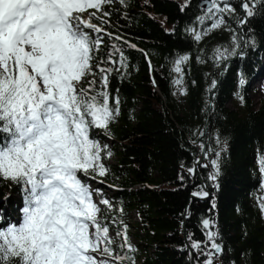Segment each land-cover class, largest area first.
I'll list each match as a JSON object with an SVG mask.
<instances>
[{"label":"trees","instance_id":"trees-1","mask_svg":"<svg viewBox=\"0 0 264 264\" xmlns=\"http://www.w3.org/2000/svg\"><path fill=\"white\" fill-rule=\"evenodd\" d=\"M198 1L116 0L104 5L109 16L97 13L106 23L90 20L104 29L98 58L106 57L113 43L127 58L123 75L114 71L109 79L111 97L120 100L119 115L107 130H90V137L111 153L102 159L107 174L95 179L80 174L88 185L110 192H101L112 208L106 211L100 204V216L109 226L111 247L125 256L123 264H204L206 257L191 249L188 239L191 234L192 240L206 241L204 219L214 222L211 230L221 247L213 253V264H264V199L257 196L264 193V103L253 109L248 98L251 82L264 73V4L251 0L255 15L241 27L243 0H226L236 11L207 20L204 27L221 16L224 24L197 43L186 29L201 28ZM93 11L82 17L89 19ZM234 37L241 44L237 55L217 64L214 50H231ZM250 39L255 40L252 46L246 44ZM179 55L189 60L176 86L171 68ZM231 101L234 109L228 106ZM216 152L219 175L212 181L208 177L214 170L197 162L203 158L208 164L206 157L216 159ZM201 189L209 196H192ZM23 206L21 186L0 179V226L9 218L17 222ZM125 231L131 251L121 247Z\"/></svg>","mask_w":264,"mask_h":264},{"label":"snow or ice","instance_id":"snow-or-ice-1","mask_svg":"<svg viewBox=\"0 0 264 264\" xmlns=\"http://www.w3.org/2000/svg\"><path fill=\"white\" fill-rule=\"evenodd\" d=\"M115 2L0 0V179L21 186L24 201L19 222L9 218L0 226V264H109V260H97L91 254L101 251V246L103 256L123 264L125 256L111 247L114 241L108 236L109 226L101 218L93 194L101 196L106 211H111V203L102 197L100 189L92 190L80 177L81 173L92 179L106 175L102 159L111 156L107 145L90 137V130H107L119 115L120 100L111 97L109 79L114 71L123 75L127 58L115 43L106 57L98 58L104 29L90 20L96 17L106 23L97 13L109 16L104 5ZM257 2L264 4V0ZM255 7L251 0H243L239 26L255 15ZM89 9L95 11L89 13V21H84L80 14ZM235 11L226 0H203V14L197 17L200 30L188 28L186 32L198 43L224 24L221 16L204 27L207 20ZM88 28L91 33L85 30ZM106 35L112 38L111 33ZM246 44L252 46L255 40ZM233 45L231 50H214L217 64L237 55L241 44L236 37ZM239 54L243 56V52ZM188 60L187 55H179L173 61L174 85L182 84V66ZM93 61H97L95 65ZM85 80L86 87L82 86ZM215 87L213 80L211 89ZM180 94H185L183 89ZM215 155L216 159L206 157L208 164L197 162V166L214 170L208 177L212 181L219 175L220 153ZM189 172L194 174L195 169ZM192 196L206 198L209 193L201 189ZM202 227L206 241L192 240L191 234L188 239L191 249L206 257L204 264H213V253L221 252L218 234L211 230L214 222L209 219L202 221ZM123 236L121 247L133 250L126 231Z\"/></svg>","mask_w":264,"mask_h":264},{"label":"rangeland","instance_id":"rangeland-1","mask_svg":"<svg viewBox=\"0 0 264 264\" xmlns=\"http://www.w3.org/2000/svg\"><path fill=\"white\" fill-rule=\"evenodd\" d=\"M81 15V17H82V15H83V13H81L80 14ZM82 19L84 20V21H89V19L87 18V16L86 15H84V17H82ZM261 71V70H260ZM248 98H249V100L251 101V103H252V108L253 109H258L260 106H261V104L262 103H264V73L262 74H259L258 76H257V78L256 79H254L252 82H251V84H250V87H249V95H248ZM228 106L230 107V108H235V102L234 101H231L229 104H228ZM89 186H90V188L92 189V190H95L96 189V187L94 186V185H91V184H89ZM102 193H104V195H110V192H108V191H106V190H102L101 191ZM105 193H107V194H105ZM257 196L259 197V198H262V199H264V193H257ZM93 200H94V202L99 206V207H101V203H100V201H98V199H97V195H95V193L93 194ZM132 217V221H136V219H135V216H134V213H132V215H131ZM19 222V220H17V223ZM130 233H133V230H130ZM109 235H111V234H109ZM94 257H96L97 258V260H101V259H107V260H109V264H113L112 263V260L110 259V258H106V257H104L103 255H102V249H101V251H98V252H94V253H91Z\"/></svg>","mask_w":264,"mask_h":264},{"label":"water","instance_id":"water-1","mask_svg":"<svg viewBox=\"0 0 264 264\" xmlns=\"http://www.w3.org/2000/svg\"><path fill=\"white\" fill-rule=\"evenodd\" d=\"M198 5H199L200 9H202V7H203V0H199L198 1ZM201 160H203V158H201ZM203 199H205V198H203ZM191 262H193V259H191Z\"/></svg>","mask_w":264,"mask_h":264}]
</instances>
